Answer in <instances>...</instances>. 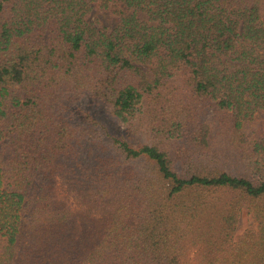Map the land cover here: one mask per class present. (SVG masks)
<instances>
[{
	"label": "trees",
	"instance_id": "obj_1",
	"mask_svg": "<svg viewBox=\"0 0 264 264\" xmlns=\"http://www.w3.org/2000/svg\"><path fill=\"white\" fill-rule=\"evenodd\" d=\"M263 51L264 0H0V264H264Z\"/></svg>",
	"mask_w": 264,
	"mask_h": 264
},
{
	"label": "rangeland",
	"instance_id": "obj_2",
	"mask_svg": "<svg viewBox=\"0 0 264 264\" xmlns=\"http://www.w3.org/2000/svg\"><path fill=\"white\" fill-rule=\"evenodd\" d=\"M92 16H98L103 22H106L109 25H115L116 20L114 18H109L106 14L102 13H92ZM264 52V51H263ZM231 113L228 111L223 112L220 115H217L213 109H209L207 113L205 114V119L211 122L212 128V135L216 136V141L218 144L224 145L225 153L222 154L220 165L222 169L228 170L233 174H250L249 171H247L238 155L237 152L232 150L229 146L228 149L227 145H225L226 141V132L228 131V126L221 125V122L224 120H230ZM254 138L258 141L264 140V109L256 113V120H255V131H254ZM2 140H0V148H1ZM57 190L59 192H64V190H68V185L65 182H59L57 184ZM229 194V193H228ZM216 195H223L221 194V190L216 191ZM250 227H255V221L251 213L248 211L247 206H242L239 210L237 222L235 225V228L233 229V235L232 239H236L240 234H242L246 229ZM202 242L199 240L197 247L194 245L189 244V248L186 251L185 259L183 260L182 264H192L194 256L197 254V252L201 249Z\"/></svg>",
	"mask_w": 264,
	"mask_h": 264
}]
</instances>
